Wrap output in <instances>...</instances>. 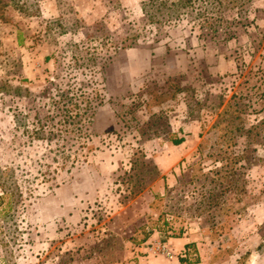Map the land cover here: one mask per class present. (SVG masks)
<instances>
[{"label": "rangeland", "instance_id": "374dc122", "mask_svg": "<svg viewBox=\"0 0 264 264\" xmlns=\"http://www.w3.org/2000/svg\"><path fill=\"white\" fill-rule=\"evenodd\" d=\"M181 1L0 0V264H264V0Z\"/></svg>", "mask_w": 264, "mask_h": 264}, {"label": "trees", "instance_id": "16d2710c", "mask_svg": "<svg viewBox=\"0 0 264 264\" xmlns=\"http://www.w3.org/2000/svg\"><path fill=\"white\" fill-rule=\"evenodd\" d=\"M163 5H165L164 3H163V1L161 2V1H158V3H157V5L155 6V9H156V12L159 14H161V12H163L162 11V7H163ZM181 7H186V8H188V7H190V9L192 10V11H196V17H199V18H201V16L203 17V21H200L201 23L200 24H202V23H205V21L207 22V23H209L210 21H209V18H211L209 15H206V13H204L205 12V10L206 9H208V7L209 8H219V6L221 5V0H205V1H202L200 4H198V5H196V6H193V1L192 0H182L181 1ZM176 9H174L173 11H167L168 13H169V16H167L166 18H169L170 16H172L173 14H174V11H175ZM208 13V12H207ZM149 16V18L151 19V18H153L150 14L148 15ZM151 16V17H150ZM159 16H161V15H159ZM219 18H220V20H219ZM208 19V20H207ZM155 20H160V19H158V17L157 18H155ZM212 20H214L215 22H217V24L218 25H215V24H213L212 26V30L213 31H217L218 29H219V27H220V25H221V23H223V21H221V17L219 16V17H213L212 18ZM20 41H18V43H19ZM109 61H110V58H109ZM27 91V89H25L24 87H20V86H16V87H14V92H18V93H20L21 91ZM28 93V92H27ZM82 93V92H81ZM80 93V94H81ZM66 95V94H65ZM62 97H64L63 95H62ZM93 97V95H91V97L89 96V95H86L85 94V101H84V104L82 105V107H79L80 109H81V111H82V113H86L87 112V110H88V108H90L91 106H90V104H91V102H89V99L90 98H92ZM96 98V97H95ZM98 100V102L96 103L97 104V106L95 105V104H93V106H94V112H96V108H98V107H100V105H101V102H102V100L100 99V97L99 98H97ZM95 106H96V108H95ZM91 112V111H90ZM89 116H93V111H92V113H90L89 114ZM94 118V117H93ZM182 141V139L181 138H179V139H175L174 141H173V143H180ZM147 234L148 233H145V235L143 236V238H142V240H145L146 238H147ZM183 259L181 258L180 259V262H179V264H181ZM173 264H176V263H173Z\"/></svg>", "mask_w": 264, "mask_h": 264}, {"label": "built area", "instance_id": "2783aa9c", "mask_svg": "<svg viewBox=\"0 0 264 264\" xmlns=\"http://www.w3.org/2000/svg\"><path fill=\"white\" fill-rule=\"evenodd\" d=\"M147 253L150 255L159 254L167 258H173V255H174L173 252L168 248V246H166L164 243L161 244L160 241L155 243V245L154 244L147 245Z\"/></svg>", "mask_w": 264, "mask_h": 264}, {"label": "crops", "instance_id": "0c3cea01", "mask_svg": "<svg viewBox=\"0 0 264 264\" xmlns=\"http://www.w3.org/2000/svg\"><path fill=\"white\" fill-rule=\"evenodd\" d=\"M172 239V238H171ZM175 239H179L178 242L182 243V242H185L183 240H185L184 238H175ZM137 257L139 258V261L140 262H144V263H148V264H169V263H166V262H153L151 258V256H148V258L146 259V257H144L143 255L137 253ZM174 263V262H173Z\"/></svg>", "mask_w": 264, "mask_h": 264}]
</instances>
